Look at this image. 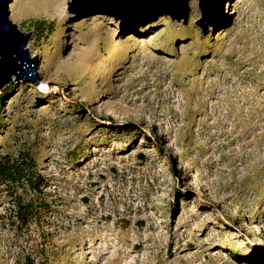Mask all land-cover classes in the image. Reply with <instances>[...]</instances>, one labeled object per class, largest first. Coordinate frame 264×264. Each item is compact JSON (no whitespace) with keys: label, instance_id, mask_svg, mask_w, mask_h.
<instances>
[{"label":"rangeland","instance_id":"1","mask_svg":"<svg viewBox=\"0 0 264 264\" xmlns=\"http://www.w3.org/2000/svg\"><path fill=\"white\" fill-rule=\"evenodd\" d=\"M71 1L8 4L39 81L3 86L0 154L35 153L48 211L0 183V264H264V0L205 32L198 0L125 32Z\"/></svg>","mask_w":264,"mask_h":264},{"label":"water","instance_id":"2","mask_svg":"<svg viewBox=\"0 0 264 264\" xmlns=\"http://www.w3.org/2000/svg\"><path fill=\"white\" fill-rule=\"evenodd\" d=\"M190 0H72L68 10L74 14L102 13L120 18V29L125 32L146 20L169 15L181 20L187 18ZM10 0H0V88L15 80L38 82L36 59L26 49L29 34L22 33L9 20ZM226 0H198L200 19L197 25L202 32L211 26H222ZM14 80V81H15Z\"/></svg>","mask_w":264,"mask_h":264},{"label":"trees","instance_id":"3","mask_svg":"<svg viewBox=\"0 0 264 264\" xmlns=\"http://www.w3.org/2000/svg\"><path fill=\"white\" fill-rule=\"evenodd\" d=\"M34 30L41 35L43 33V24L36 21ZM4 87L0 88V135L5 128L1 105L10 90ZM25 147L27 145L22 144L15 155L7 152L0 154V183L19 186V190L24 193L14 199V212L22 224L27 225L31 221H38L48 211V207L45 205L44 200L41 199V187L45 186L47 181L37 171L38 165L35 153ZM12 189L16 190V188ZM11 192L9 193L10 195H12ZM236 258L238 259V257ZM24 264L32 263L26 261Z\"/></svg>","mask_w":264,"mask_h":264},{"label":"bare ground","instance_id":"4","mask_svg":"<svg viewBox=\"0 0 264 264\" xmlns=\"http://www.w3.org/2000/svg\"><path fill=\"white\" fill-rule=\"evenodd\" d=\"M226 1H229V0H226Z\"/></svg>","mask_w":264,"mask_h":264}]
</instances>
